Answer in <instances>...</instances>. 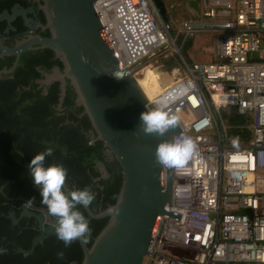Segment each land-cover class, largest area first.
<instances>
[{"label": "built area", "instance_id": "1", "mask_svg": "<svg viewBox=\"0 0 264 264\" xmlns=\"http://www.w3.org/2000/svg\"><path fill=\"white\" fill-rule=\"evenodd\" d=\"M93 9L133 78L161 53L176 58L171 82L148 102L172 115L182 111L187 120L178 116L181 133L172 139L186 135L197 145L193 160L171 168L168 211L177 218L158 219L147 264H264V0L207 1L198 15L212 21L194 23L215 25L184 22L177 43L151 0H96ZM210 33L217 34L216 61L182 54L192 35ZM226 107L248 117L246 143L222 142L214 111Z\"/></svg>", "mask_w": 264, "mask_h": 264}, {"label": "water", "instance_id": "2", "mask_svg": "<svg viewBox=\"0 0 264 264\" xmlns=\"http://www.w3.org/2000/svg\"><path fill=\"white\" fill-rule=\"evenodd\" d=\"M95 1L37 0L36 9L44 18L43 24L36 22L33 6L23 8L15 4L9 11L3 10L0 22L6 23L4 33L15 30L10 24L16 17L21 18L26 31L25 37L12 47L0 44V57H14L12 66L0 70V76L11 73L21 54L27 51L49 49L53 52L62 70L53 67L49 74H43L39 83L47 86L58 82L60 102L68 81L75 94V104L82 107L81 114L86 115L90 123V140L101 141L105 156L117 162L121 176L112 205L97 214L82 205L89 218H107V221L89 247L83 239L78 240L82 252L79 264H147L146 257L158 219L163 216L177 218L168 211L172 202L171 168L164 167L162 175L163 166L155 163L154 151L158 143L171 140L181 130L179 127L172 129L164 137L142 133L132 135L140 123V113L152 109V106L128 68L117 62L94 13ZM151 1L161 22L167 24L163 3ZM36 28L48 31L49 36L34 33ZM162 64L164 73H167L177 66L176 58L163 60ZM117 68L125 74L123 79L111 75ZM20 210L17 218L14 212H9L6 218L13 225L22 217L36 221L38 234L31 240L29 249H16L17 253L27 256L37 244L56 233L57 217L46 210L30 212L23 204ZM85 219L88 222V218Z\"/></svg>", "mask_w": 264, "mask_h": 264}, {"label": "trees", "instance_id": "3", "mask_svg": "<svg viewBox=\"0 0 264 264\" xmlns=\"http://www.w3.org/2000/svg\"><path fill=\"white\" fill-rule=\"evenodd\" d=\"M14 3L27 6L24 0H0V12L9 11ZM37 17L44 23L40 11ZM18 23L12 24L15 32L23 29L20 21ZM5 27L6 23L0 22V34ZM15 32L9 31L8 36L12 37ZM39 34L49 36L46 30ZM13 61V56L0 57V70L10 68ZM53 67L62 70L52 51L30 50L21 54L11 73L0 76V249L6 250L0 252V264H79L82 258L78 240L65 247L56 233L37 244L27 256L16 252L17 248L29 249L31 240L38 234L36 222L22 218L13 225L6 218L7 212L13 209L17 217L15 207L33 197L32 207H46L29 172L30 161L36 154L53 148L45 166L62 164L68 170L66 193L90 188L95 199L88 209L94 214L114 203L120 187V168L114 159L105 156L101 141L90 140V123L86 115L81 114L82 107L75 104V94L68 81L60 102L58 82L47 86L39 83L43 74ZM218 120L225 127V140L234 143L231 145L247 142V116L237 115L235 108L226 107L219 110ZM16 197L22 200L15 201ZM76 210L88 218L91 232L84 241L89 247L107 218H89L82 205H77ZM61 251L63 258L57 255Z\"/></svg>", "mask_w": 264, "mask_h": 264}, {"label": "clouds", "instance_id": "4", "mask_svg": "<svg viewBox=\"0 0 264 264\" xmlns=\"http://www.w3.org/2000/svg\"><path fill=\"white\" fill-rule=\"evenodd\" d=\"M87 62L85 58H81ZM100 74V73H97ZM111 75L116 79H123L125 74L119 68ZM171 99V97H169ZM140 123L132 134L139 136L164 137L170 130L179 126V117L170 114L163 107H156L140 113ZM53 148L36 154L30 161L29 172L34 186L39 188L41 203L45 205L49 214L57 217L55 228L57 239L62 241L65 247L74 241L83 239L86 241L91 229L82 213L76 210L77 205L88 207L95 199V193L88 187L69 192L64 191L68 170L62 164H50L45 166L46 157L51 156ZM197 155V145L193 139L186 135H177L171 140H162L154 151L155 163L168 168H183ZM35 197L23 203L25 208H31ZM6 251L0 249V252ZM63 258V252L57 253Z\"/></svg>", "mask_w": 264, "mask_h": 264}, {"label": "rangeland", "instance_id": "5", "mask_svg": "<svg viewBox=\"0 0 264 264\" xmlns=\"http://www.w3.org/2000/svg\"><path fill=\"white\" fill-rule=\"evenodd\" d=\"M194 0H163L164 6H165V13L167 17V25L169 27L170 35L173 38V40L177 43V35L179 31H181V26L184 22L192 20L191 22H209L212 20L204 19L199 14L200 6L198 7V4H195V6L189 11L188 7L189 5H193ZM191 13L194 14L196 17H192ZM190 16V17H189ZM217 34L210 33V34H195L192 35V37L189 39V44L187 47L184 48L182 51V54L186 56L188 59H192L193 61L200 62V63H210L212 61H216V58L214 57V51H213V44L214 40H216ZM162 53L160 56H155L152 59H149L148 62H150L152 66V73L157 72L156 74L157 79L163 83L162 81H166L167 77L170 76L167 73H164L165 67L162 64L163 59ZM147 61L142 62L139 66L140 68H143L145 65L148 64ZM151 71V69H150ZM162 72L163 74H161ZM164 75V78H163ZM163 78V79H162ZM162 79V80H161ZM171 82V78H168ZM167 80V82L169 83ZM155 82H157L155 80ZM215 115H219V112H215ZM219 128H220V134L222 138V142L225 144L231 145L234 144L230 141H226L224 138L225 130L222 127L223 124L218 120ZM211 132V130H209Z\"/></svg>", "mask_w": 264, "mask_h": 264}, {"label": "flooded vegetation", "instance_id": "6", "mask_svg": "<svg viewBox=\"0 0 264 264\" xmlns=\"http://www.w3.org/2000/svg\"><path fill=\"white\" fill-rule=\"evenodd\" d=\"M26 3H27V6L26 7H23V8H28V7H30V6H33V8H34V10H35V14H36V16H37V9H36V6H37V0H24ZM39 2H40V0H38ZM162 3H163V0H160ZM15 4H18V5H20L19 3H14V5ZM21 6V5H20ZM22 7V6H21ZM163 8H164V10H165V6H164V3H163ZM3 10H1V12H2ZM0 12V13H1ZM20 21V23H21V25H22V20H21V18L20 17H16L12 22H11V27H13V25L12 24H16V25H18L19 22ZM36 22H40L39 21V18L37 17V20H36ZM41 23V22H40ZM43 24V23H42ZM22 27H23V25H22ZM14 28V27H13ZM15 29V28H14ZM9 31H11V30H9ZM9 31L7 32V33H4V30H3V32L0 34V44H2V45H4V46H7V47H12L13 45H14V43L16 42V41H18V40H20V39H22L23 37H25V28L23 27V29L22 30H19L18 32H15L16 30H14V31H12V32H15V34L12 36V37H9L8 36V33H9ZM45 30H41V29H39V28H36V29H34V33H36V34H38V35H40L39 34V32H44ZM43 37V36H42ZM6 41H12L11 43L10 42H6ZM5 43H7V44H5ZM2 57H4V56H2ZM12 66V65H11ZM3 69H5V68H3ZM3 69H1V70H3ZM9 69V68H8ZM50 73V72H49ZM49 73H45V74H49ZM3 75V74H2ZM19 200H22V198L21 197H16L15 198V201H19ZM25 201V200H24ZM23 204V201H22V203L19 205V206H17V207H15V209H17V211H18V216L20 215V213H21V210H20V206ZM29 209V211L30 212H33V213H40V212H42V210H46L47 212H49L48 211V209H47V207H45V208H41V207H31V208H28ZM9 212H15L13 209H11L10 211H8L7 212V214L9 213ZM15 214V213H14ZM17 216V217H18ZM16 217V218H17ZM22 218H25V217H22ZM22 218H20L19 220H18V222L22 219ZM26 219H33V218H31V217H28V218H26ZM17 222V223H18ZM36 222V221H35ZM36 230H37V223H36ZM37 232H38V230H37Z\"/></svg>", "mask_w": 264, "mask_h": 264}, {"label": "bare ground", "instance_id": "7", "mask_svg": "<svg viewBox=\"0 0 264 264\" xmlns=\"http://www.w3.org/2000/svg\"><path fill=\"white\" fill-rule=\"evenodd\" d=\"M152 69L153 68L150 66H144L141 69V71H139L138 73L134 75V78L136 79V82L139 88L142 90L147 100H152L153 97H155L163 87H165L166 85L170 83L168 79L170 76L167 77V80L169 81V83L167 82V80L162 81L163 83H161L156 77V74H158L157 72L154 71V73L151 74ZM160 73L163 74L162 72ZM163 78H164V75H163ZM155 80L157 82H155ZM178 116L182 118L183 122L187 120V116L183 114L182 111H178Z\"/></svg>", "mask_w": 264, "mask_h": 264}, {"label": "crops", "instance_id": "8", "mask_svg": "<svg viewBox=\"0 0 264 264\" xmlns=\"http://www.w3.org/2000/svg\"><path fill=\"white\" fill-rule=\"evenodd\" d=\"M207 1H210V2H212L213 0H207ZM198 4V7L200 6V8L205 4L204 3V0H194V2H193V5H189V7H188V9H189V11H191V7L193 8L194 6H195V4ZM191 16L192 17H196V16H194V14L193 13H191ZM190 17V16H189ZM192 20H189V21H186V22H191ZM190 60H192V59H190ZM193 61V60H192Z\"/></svg>", "mask_w": 264, "mask_h": 264}]
</instances>
